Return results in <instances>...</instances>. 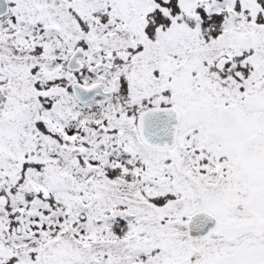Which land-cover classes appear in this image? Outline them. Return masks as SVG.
Listing matches in <instances>:
<instances>
[{
  "label": "snow or ice",
  "instance_id": "obj_1",
  "mask_svg": "<svg viewBox=\"0 0 264 264\" xmlns=\"http://www.w3.org/2000/svg\"><path fill=\"white\" fill-rule=\"evenodd\" d=\"M0 264H264V0H0Z\"/></svg>",
  "mask_w": 264,
  "mask_h": 264
}]
</instances>
